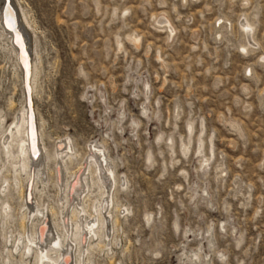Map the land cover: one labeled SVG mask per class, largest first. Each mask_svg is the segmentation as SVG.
Here are the masks:
<instances>
[{
    "label": "rangeland",
    "instance_id": "obj_1",
    "mask_svg": "<svg viewBox=\"0 0 264 264\" xmlns=\"http://www.w3.org/2000/svg\"><path fill=\"white\" fill-rule=\"evenodd\" d=\"M10 4L31 24L26 37L41 71L32 98L46 153L53 159L57 145L70 140L75 173L93 144L101 145L116 175L112 207L105 200L111 232L101 240L112 252L95 249L84 262L264 264V0ZM246 16L256 22L259 45L245 51ZM164 17L175 28L170 38L159 25ZM3 32L0 182L7 170L8 179L15 175L4 164L3 143L26 108L19 53ZM50 159L51 181L32 202L59 209L63 194ZM8 194L2 199L13 219L0 227V264H10L14 249L5 235L15 240L22 230L19 190ZM20 260L15 254L11 264Z\"/></svg>",
    "mask_w": 264,
    "mask_h": 264
},
{
    "label": "bare ground",
    "instance_id": "obj_2",
    "mask_svg": "<svg viewBox=\"0 0 264 264\" xmlns=\"http://www.w3.org/2000/svg\"><path fill=\"white\" fill-rule=\"evenodd\" d=\"M2 1H4L3 4ZM10 2L11 0H0V29H3L4 37L6 36L14 45L16 55L19 53L18 58L23 68L24 84L33 97L40 88L38 79L41 71L33 54H31V70H29L28 59L23 56L25 49L22 40L23 36L28 37L29 33L32 32L31 24L27 22L28 20L23 19L17 7L16 14L21 26L20 29H16L15 14L10 10V6L13 7ZM23 13L25 12L23 11ZM159 25H165L169 28V38L175 33V28L169 19L164 17L159 20ZM241 29L248 38V43L242 45V49L245 51L248 48L255 49L259 45V42L255 39L256 22L251 21L246 16L241 23ZM262 58L264 59V56ZM29 111L26 96V108H24L14 130L10 132L9 136H5L3 143L4 164L8 162L12 165L15 175L13 174L12 178L8 179L12 171L7 170V175L3 177L2 183L0 182V227H6L9 221L13 219L12 208L8 201L2 199V195L9 198V191L17 188L22 199L23 210L20 238L17 237L13 240V236L10 237L9 233L5 235L6 243L10 241L14 248L13 251H8L11 258L8 256L6 262L11 264V260L15 258L16 254L21 257V264H28L31 257L34 259L35 264H88L89 257L86 258V261H88L86 263L84 259L86 255L92 251L94 252L95 249H99L98 251L101 252L105 251V253L110 250L112 252V244L111 248L108 249L107 242L104 244L101 240L108 237V233L111 232L110 218L112 215L109 211L110 208L106 209L105 200H109L111 206L110 199H112L113 187L116 185V175L110 168L108 164L109 157H106V152L101 145L93 144V150H91L93 154L90 156V160L85 165L82 164L84 166L75 173H70L68 168V162L72 163L74 161L75 154L70 140L57 145L58 156L56 155L53 159H50L52 157H49L46 153L41 132L38 131L39 144L36 139L34 140L35 127L31 124ZM15 145L19 146V152L16 151L19 156L14 155ZM49 159L53 162L56 161L58 186L63 194H61L64 200L63 206H60L59 209L55 206L50 208L41 207L39 206L40 201H36V204L32 202L36 191H40L41 194L51 181L46 178V167ZM67 173L71 174L72 181L67 180ZM23 175L26 176H24L25 180ZM11 180H14V182L11 183ZM107 180H109V183ZM24 181L27 182L26 185ZM95 194H100V199L93 201L92 197ZM113 202L114 200H112ZM38 203L39 205H37ZM90 207L93 208L95 214L90 213ZM118 212L121 213V210L119 209ZM126 212L128 213L129 210ZM119 223L120 218L116 217L114 224L118 227ZM113 243L116 242L113 241ZM14 252L15 254H13Z\"/></svg>",
    "mask_w": 264,
    "mask_h": 264
},
{
    "label": "water",
    "instance_id": "obj_3",
    "mask_svg": "<svg viewBox=\"0 0 264 264\" xmlns=\"http://www.w3.org/2000/svg\"><path fill=\"white\" fill-rule=\"evenodd\" d=\"M10 10H12L15 14V21H16V29H20V21L18 20L17 18V14H16V11L10 6ZM23 43H24V49H25V54H23L24 58L28 59V63H29V70H31V51H30V46H29V42L27 40V37L23 36ZM20 55H22L20 53ZM26 96H27V103H28V107L30 108V111L31 112V124L32 126L35 127V130H36V124H35V113H34V105H33V98H32V93L30 94L29 91H28V88L26 86Z\"/></svg>",
    "mask_w": 264,
    "mask_h": 264
}]
</instances>
